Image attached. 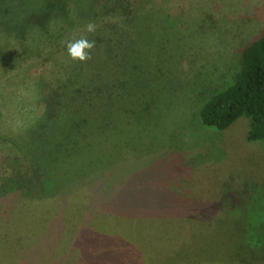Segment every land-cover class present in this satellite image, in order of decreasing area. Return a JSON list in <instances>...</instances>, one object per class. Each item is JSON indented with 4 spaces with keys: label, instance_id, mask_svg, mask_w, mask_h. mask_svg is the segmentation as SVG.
<instances>
[{
    "label": "rangeland",
    "instance_id": "obj_1",
    "mask_svg": "<svg viewBox=\"0 0 264 264\" xmlns=\"http://www.w3.org/2000/svg\"><path fill=\"white\" fill-rule=\"evenodd\" d=\"M262 33L264 0H0V264H264V150L198 119Z\"/></svg>",
    "mask_w": 264,
    "mask_h": 264
},
{
    "label": "trees",
    "instance_id": "obj_2",
    "mask_svg": "<svg viewBox=\"0 0 264 264\" xmlns=\"http://www.w3.org/2000/svg\"><path fill=\"white\" fill-rule=\"evenodd\" d=\"M240 62V70L234 79L202 103L198 111L199 123L203 127L223 131L240 118H245L248 123L246 140L259 142L264 150V33L243 47ZM88 74L94 75L89 72ZM73 79L67 76V81L60 86L50 87L46 91L41 101L43 102V111L39 120L41 122H38L37 130H33L34 135L43 137L45 131L49 133L53 123L57 125L61 110L67 113L68 104L63 101V98L67 95L70 82L73 84L72 90L74 91L92 88L89 83L78 86V81H72ZM84 101L91 102L92 100L86 97ZM59 131L62 133L61 129ZM62 139L64 138L53 137V142L49 141V143L53 146L55 144V149L59 150L62 146ZM16 166L12 165L13 168ZM24 166L35 168L34 164ZM27 176L32 177L31 174ZM257 244L263 245L264 242L258 241Z\"/></svg>",
    "mask_w": 264,
    "mask_h": 264
},
{
    "label": "clouds",
    "instance_id": "obj_3",
    "mask_svg": "<svg viewBox=\"0 0 264 264\" xmlns=\"http://www.w3.org/2000/svg\"><path fill=\"white\" fill-rule=\"evenodd\" d=\"M87 33H95L96 25L89 22L85 26ZM95 40H88L85 36L66 42V48L70 59L85 61L91 58V49L95 47Z\"/></svg>",
    "mask_w": 264,
    "mask_h": 264
}]
</instances>
